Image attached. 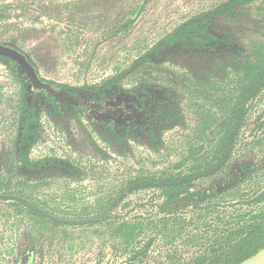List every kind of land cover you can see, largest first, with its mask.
<instances>
[{
    "label": "trees",
    "instance_id": "1",
    "mask_svg": "<svg viewBox=\"0 0 264 264\" xmlns=\"http://www.w3.org/2000/svg\"><path fill=\"white\" fill-rule=\"evenodd\" d=\"M145 3L146 0H139L120 31L137 19ZM9 6L0 7V12ZM58 10L61 9L56 13L62 14ZM7 46L25 55L39 73V66L26 53L15 45ZM0 61L16 74L13 65L19 66L18 62L4 55H0ZM23 73L21 84L26 94L19 136L16 135L11 151L0 149V200H13L34 218L36 228L44 230L38 232L40 235H24L27 243L18 250L13 264H47L50 251L45 245L46 233L62 231L63 239L68 240L75 234L71 235L67 227H85L87 234L76 252L69 249L70 260L65 264H240L264 248V185L255 183L264 175V150L255 151L263 144L264 133L253 137L248 144L252 147L250 152L235 154L238 140L253 115L252 102L264 99V0H227L198 14L101 84L72 87L50 83L56 93L69 90L70 97L87 112L92 105L105 102L107 98L101 94L114 90L105 88L117 85L114 91L123 90L125 78L136 74L131 92L140 98L139 109L146 111L148 121L145 126L132 122L129 127L135 132L140 128L143 141L140 140L153 151L163 147L165 131L187 123L178 95L184 97L183 90H191L193 95L210 94L203 104L193 105L201 113H212L210 129L216 138L213 148L217 150L207 155L212 161L194 162L177 173L129 179L113 200V209L104 219L93 223L73 224L49 218L21 201L24 196L9 192L13 176L16 179H21L19 175L26 176L28 181L45 185L48 179L77 181L85 175L68 159L31 158L29 148L41 139L38 128L41 109L36 100H45L40 95L44 97L47 88L35 85ZM153 73L160 74L163 80L154 78ZM46 100L55 106L62 103L52 94ZM263 116L264 110L257 120ZM90 118L99 127L110 130L108 135L112 136L103 143L117 153L131 151L130 140L122 138L119 123L94 115ZM135 119L132 117V121ZM196 128L201 132L198 123ZM146 133L149 138H144ZM204 133L205 130L201 132ZM203 148L204 145L196 150ZM194 157L191 152L185 161ZM6 175L11 178L4 186L8 181ZM143 191L154 195L147 201L124 202ZM123 202L120 211L128 207L134 210L114 214ZM84 219L89 218L73 220ZM58 258L55 257L57 263Z\"/></svg>",
    "mask_w": 264,
    "mask_h": 264
},
{
    "label": "rangeland",
    "instance_id": "2",
    "mask_svg": "<svg viewBox=\"0 0 264 264\" xmlns=\"http://www.w3.org/2000/svg\"><path fill=\"white\" fill-rule=\"evenodd\" d=\"M226 1L146 0L131 27L118 32V27L132 15L139 0H0V7L11 6L0 12V44L15 45L26 53L37 63L40 76L47 81L76 87L99 84L126 69L188 19ZM48 5L50 9L44 8ZM57 9H61L58 11L62 14L57 15ZM171 69L174 70V66ZM153 76L163 80L160 74L153 73ZM136 78V74L129 75L125 83L133 85ZM17 80L16 75L0 63V149L11 150L15 137L21 96ZM183 93L184 97L181 93L178 97L187 125L165 132L164 145L159 151L133 143L129 155L120 156L108 151L106 158L92 147L90 140L77 138L74 146L59 139L44 118L39 146L32 151V156L68 159L80 166L85 175L79 182L58 178L48 180L45 185L13 176L9 192L24 196L60 218H91L116 198L129 179L177 173L189 168L196 161L193 158L186 162V157L202 145L205 151L211 149L216 138L210 129L212 113H201L193 105L203 104L205 96L210 94L193 95L191 90H183ZM252 107L253 115L238 140L236 153L243 152L254 134L264 132V125L259 131H253L257 125L264 124V116L257 120L264 109V99L255 100ZM197 123L201 132L205 130L204 134L195 129ZM97 144L106 147L102 142ZM256 149V152L264 150V143ZM6 178H11V175H6ZM9 180L4 182V186ZM255 183L264 185V175ZM4 192L8 190L4 189ZM153 195V192L143 191L131 195L124 202L147 201ZM124 202L114 214L134 210L128 207L120 211ZM36 227L34 218L24 208L13 200H0V264H13L16 253L27 243L24 235H40L38 232L44 230ZM66 230L75 236L67 240L63 239L62 231L46 233L48 257H54H47V264L67 263L70 260L69 249L76 252L84 234H87L85 227H67Z\"/></svg>",
    "mask_w": 264,
    "mask_h": 264
},
{
    "label": "flooded vegetation",
    "instance_id": "3",
    "mask_svg": "<svg viewBox=\"0 0 264 264\" xmlns=\"http://www.w3.org/2000/svg\"><path fill=\"white\" fill-rule=\"evenodd\" d=\"M197 15H195V16H197ZM195 16H193V17H195ZM50 17L53 18V15ZM192 18H190V19H192ZM131 25H129L128 28H130ZM119 28H120V26L117 29L118 32L120 31ZM121 31H123V30H121ZM1 45H5V44H1ZM5 46H7V45H5ZM7 47H10V46H7ZM13 49H15V48H13ZM15 50H17V49H15ZM0 63L3 66H5L6 68H8V66L4 65L1 61H0ZM13 67L17 71L16 74H14V75H16V77L18 79L17 81H19V83H20L19 86H20V92H21L20 109L18 111V117H17L16 126H15V137L13 139V141H14L16 138V135L19 136V132L21 129V122L24 118V115H23L24 106H23L22 101H23V98H24L26 92L24 91V88L21 84V78L24 75L23 72H25L24 69L23 68L19 69V66H15V65H13ZM36 73H37V71H36ZM37 75H38V77L41 81V84H42L39 86L47 88V90H45V92L47 94H45L44 97L40 95V97L45 98V100H41L40 101L41 103L39 102V100H36L37 103L40 104L38 109L39 110L41 109V114H40L39 122H38V125H39L38 128L40 130V138L42 136V129H43L42 124L45 123L42 120L45 118V121H47L48 126H50V129L54 132L55 135H57L59 137V139L66 141V142H68V144H70V145L72 144L74 146H75V142H77V140H78L77 138L90 140L92 143V147L97 152L104 154L106 156V158L108 156L107 155L108 151H112L114 154H118L120 156L129 155V153L133 150V147H132L133 143H137L140 146L147 147L142 142L143 141V139L141 138L142 134L138 132L140 130V128H137V132H135V129H132L131 127H129V124H131L132 122H136V123H138V125L145 126L147 121H148L146 118V111L139 109L141 107V100H139L140 98L137 96V94L135 92H131L133 85H127L125 83L126 87L124 86L123 90H119V91H114L118 88L117 85L110 86L109 88L108 87L105 88L106 89L105 91H108V89H114V90L113 91L109 90L108 93L101 94V96H105L107 98L105 100V102L94 104L91 106V110L85 112L81 107H79L77 101L73 100L72 97H70L72 95L69 92V90H60L58 93H56L55 92L56 89H54L50 84L53 81H47V80L43 79L40 76V72L37 73ZM54 83H56V82H54ZM101 83H103V81ZM101 83H99V84H101ZM93 85H97V84H93ZM85 86L86 85L79 86V87H85ZM72 87H76V86H72ZM99 87H104V86L100 85ZM51 94L54 95L55 97H59L61 99L62 103L59 105H56V106L54 104L50 105L49 102L46 100V98H48V95H51ZM90 115L97 116V119L98 118H101L103 120H112L113 119L117 123H119L122 126L120 129L122 132V138L125 137L127 140H130L131 151L128 154L117 153L112 146H110L109 144L106 145L107 143L106 144L103 143L105 138L107 139L108 136L109 137L112 136V135H108V132L110 130L107 129L105 126L99 127L98 122L95 121L93 118H90ZM132 117H135L136 119L132 121ZM186 125H187V123L185 124L184 127H186ZM257 127H258V125L253 130L254 132L262 129V128L257 129ZM175 128H172L171 130H173ZM168 131H170V129ZM168 131H165V132H168ZM134 132H135V135H134ZM262 133H264V132H257L256 134H254V136H256V135L260 136ZM144 138H149V134L146 133ZM251 141H252V139H250L249 142L246 144V147L243 150V152L236 153V150H235V154L239 155V154H243L245 152L246 153L250 152L249 148H252V147L248 144ZM97 142L98 143L102 142L106 147L103 148L102 145H100V144L98 145ZM262 143H264V142H262ZM237 145H238V143H237ZM262 145H258V146H262ZM38 146H39V141H37L32 147L29 148L30 156L34 161L44 159L47 157L53 158V156H42V157L41 156H37V157L34 156L33 157L32 151ZM12 148H13V143H12L11 150H12ZM148 149H150V148H148ZM150 150H152V149H150ZM193 152L195 153L194 160L196 161L197 164H199V163H202L204 161H207V162L212 161V157H208L207 155L215 153V152H217V150H215V148H213V146H212L211 149H209L207 151H205L203 148L202 150H194ZM60 159H64V158H60ZM75 165L78 166L77 164H75ZM78 167H80V166H78ZM81 170H82V168H81ZM19 177L21 179H23L24 177L27 178L26 176H22V175H19ZM48 180H52V179H48ZM77 182H79V180H77ZM35 183L39 184V181L35 182ZM117 196H116V198H117ZM12 198H16V197H12ZM113 200H111L112 202L110 201L111 202V204L109 203L110 205L113 204ZM110 205H108L102 212H104Z\"/></svg>",
    "mask_w": 264,
    "mask_h": 264
},
{
    "label": "water",
    "instance_id": "4",
    "mask_svg": "<svg viewBox=\"0 0 264 264\" xmlns=\"http://www.w3.org/2000/svg\"><path fill=\"white\" fill-rule=\"evenodd\" d=\"M0 55L10 57L13 60H15L16 62H18L19 69L23 68L24 71L28 74L31 81L35 85H38V86L42 85L34 67L29 63V61L27 60V58L23 54H21L20 52H18L17 50H15L11 47H7L5 45L0 44ZM4 198H8V197H4ZM20 200L25 202L26 204L32 206L33 208H35L37 211H39L44 216H47L49 218H53L55 220H60L62 222L73 223V224H84V223L87 224V223H93V222L98 221V220H102L113 209V207L115 205V203H113L104 212H102L101 214H99L93 218L78 220V221H74V220L70 221L69 219H64V218L53 216L50 213H48L47 211L41 209L37 205L31 203L30 201H28L24 198H20ZM240 264H264V248L261 249L257 254H255L254 256L250 257L249 259L243 261Z\"/></svg>",
    "mask_w": 264,
    "mask_h": 264
}]
</instances>
